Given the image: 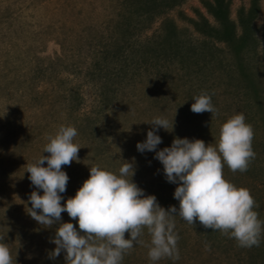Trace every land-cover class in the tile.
<instances>
[{"label":"rangeland","instance_id":"rangeland-1","mask_svg":"<svg viewBox=\"0 0 264 264\" xmlns=\"http://www.w3.org/2000/svg\"><path fill=\"white\" fill-rule=\"evenodd\" d=\"M208 1L184 0L147 27L136 23L137 33L129 38L120 29L127 16L124 0H0V242L8 245L12 264H66L63 251L54 258L49 255L55 248L50 239L58 225H41L27 212L34 186L26 166L41 154L49 155L42 153L44 145L62 124L75 126L74 142L81 146L79 160L62 165L69 177L61 194L65 200L88 178L89 167L116 171L124 159L134 163L132 179L138 187L145 195L154 194L167 210L170 205L179 207L173 197L177 185L165 179L154 151L141 153L136 148L152 127L147 122L156 115L169 121V130L158 129L162 138L158 149L170 146L174 137L198 138L215 145L221 124L241 112L253 127L256 155L248 173L233 172L225 165L223 176L250 190L258 218L264 221V99L261 105L254 102L257 115H251L226 81L213 83L209 73L194 80L177 72L164 79L144 68L135 80L113 74V68L121 67L113 56L116 45L142 46L159 34L166 21L176 27L182 40L196 45L202 36L194 22L204 17L213 23L205 8ZM250 1L227 0L230 18L236 21L239 8H247ZM257 5L254 29L259 39L264 0H257ZM193 85L199 93L211 95L213 114L191 111L192 97L197 95ZM111 87L113 92L108 91ZM61 218L71 220L78 229L67 212ZM173 220L179 258L163 257L155 264H264V231L258 246L241 247L235 238L205 228L197 220L189 224L178 215ZM139 239L142 243L127 250L121 264H153L148 257L151 237L146 227Z\"/></svg>","mask_w":264,"mask_h":264},{"label":"clouds","instance_id":"clouds-1","mask_svg":"<svg viewBox=\"0 0 264 264\" xmlns=\"http://www.w3.org/2000/svg\"><path fill=\"white\" fill-rule=\"evenodd\" d=\"M192 100L190 108L195 113L216 111L207 91L194 95ZM147 123L152 127L136 148L141 153L154 151L165 179L177 185L173 197L179 207L170 205L166 210L154 194L145 195L132 179L134 163L124 159L116 171L99 165L89 167L88 178L74 196L65 200L61 194L66 191L69 177L62 165L78 161L81 146L74 142L75 126L62 124L44 145L42 153L49 155L41 154L26 166L34 186L28 197V214L41 225H58L50 239L55 245L50 258L63 251L66 264H121L126 251L142 243L139 237L146 227L151 237L150 261L155 264L163 257L178 259L179 237L173 220L176 215L189 224L197 220L205 228L227 234L241 247L259 245L264 221L258 218V205L249 189L237 187L223 176L225 165L233 172H244L256 155L252 148L253 127L245 115L237 112L229 116L220 126L215 145L198 138L174 137L170 146L158 149L162 142L158 129L169 130V121L156 115ZM62 212L75 219L83 233L71 220L63 222ZM0 264H12L10 249L3 242Z\"/></svg>","mask_w":264,"mask_h":264},{"label":"trees","instance_id":"trees-1","mask_svg":"<svg viewBox=\"0 0 264 264\" xmlns=\"http://www.w3.org/2000/svg\"><path fill=\"white\" fill-rule=\"evenodd\" d=\"M183 1L124 0L123 10L126 9L127 16L123 17L125 22L120 29L129 33V38L133 37L138 29L136 23L147 27L155 18ZM205 8L212 16L213 23L204 17L194 22V29L202 36L196 45L192 41L182 40L176 27L166 21L159 34L152 35L142 46L135 43H129L128 48L116 45L113 56L121 67L116 71L113 68V74L120 79L122 75H130L135 80L144 68L146 73L164 79L177 72L183 78L194 80L209 73V77L214 78L213 83L215 80H225V85L240 96L248 113L257 115L253 104L261 105L264 99V24L258 39L254 29L257 0H251L247 8H239L236 21L229 16L227 0H210L205 3ZM109 55L112 52L105 57ZM108 91L114 90L111 87ZM193 91L199 94V89L194 85ZM248 169L250 166L246 173Z\"/></svg>","mask_w":264,"mask_h":264}]
</instances>
